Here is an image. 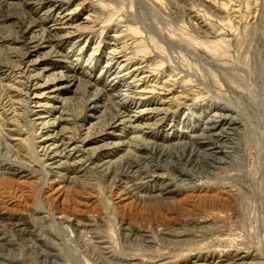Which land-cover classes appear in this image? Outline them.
Wrapping results in <instances>:
<instances>
[{"label": "rangeland", "instance_id": "rangeland-1", "mask_svg": "<svg viewBox=\"0 0 264 264\" xmlns=\"http://www.w3.org/2000/svg\"><path fill=\"white\" fill-rule=\"evenodd\" d=\"M246 68L264 0H0V264H264Z\"/></svg>", "mask_w": 264, "mask_h": 264}, {"label": "bare ground", "instance_id": "bare-ground-1", "mask_svg": "<svg viewBox=\"0 0 264 264\" xmlns=\"http://www.w3.org/2000/svg\"><path fill=\"white\" fill-rule=\"evenodd\" d=\"M197 41V40H196ZM198 42V44H199V46H203L204 47V49L206 50V52H211V53H214V54H218V53H224V48H221V50L219 49V47H222L223 45H221L219 42H210V41H208V42H201V41H197ZM196 53H195V51H194V55H195ZM18 65V64H17ZM18 66H20V65H18ZM246 70L247 71H245V73H246V76H247V79H248V82H247V84L246 85H242V88L243 89H245L246 90V93H247V95H248V97L250 98V102H251V104H255V102H256V105H261L262 103H263V99H262V96H264V95H262V93H261V91L259 90V93H258V95L255 93V91L252 89V87H251V80H250V69L249 68H246ZM29 78V77H28ZM27 78V79H28ZM29 81V80H28ZM33 83V82H32ZM28 84V83H27ZM36 85V84H35ZM34 85V86H35ZM25 86V85H24ZM27 86V85H26ZM29 86H30V84H29ZM32 87V86H31ZM27 88V87H26ZM27 92V91H26ZM219 98V97H218ZM12 99V98H11ZM10 101V100H9ZM230 102V101H229ZM232 104V103H231ZM234 107H235V105L234 104H232ZM12 106V105H11ZM13 108V107H12ZM15 110H16V108H14ZM10 110V109H9ZM16 112V111H15ZM221 113L222 114H225V112L224 111H221ZM258 113V112H257ZM227 114V113H226ZM223 115V118H221V119H225V117L227 116V115ZM259 116L261 115L260 113L258 114ZM7 116V115H6ZM213 117V116H212ZM214 118V117H213ZM217 118V117H216ZM215 119V118H214ZM209 121H210V118H209ZM217 121H218V119H217ZM257 121H259V119L257 120ZM17 122V121H16ZM215 123H217V122H215ZM210 124H212V123H210ZM214 124V123H213ZM1 125V124H0ZM222 125V124H221ZM259 125V124H258ZM211 126V125H210ZM209 126V127H210ZM260 126V125H259ZM261 127V126H260ZM219 128V127H218ZM254 127H252L251 128V130L253 129ZM259 128V127H258ZM262 130V129H261ZM261 130H258V131H261ZM219 131V130H218ZM253 131V130H252ZM264 131V130H263ZM203 132V131H202ZM209 132H212V130L210 129L209 130ZM216 132V131H215ZM221 132V131H220ZM219 132V133H220ZM255 132V131H254ZM200 133H201V131H200ZM208 133V132H207ZM218 133V132H217ZM222 133V132H221ZM249 133H252L253 134V132H249ZM203 134V133H202ZM212 134V133H211ZM223 134V133H222ZM255 134V133H254ZM254 134H253V136H254ZM200 135V134H199ZM208 135V134H207ZM206 135V136H207ZM217 135V134H216ZM251 135V134H250ZM201 136V135H200ZM212 136V135H211ZM210 137V136H209ZM208 137V138H209ZM263 141H264V134H263ZM144 141V140H143ZM214 141V140H213ZM218 141V140H217ZM225 142V141H224ZM256 142V141H255ZM144 143V142H143ZM179 143V142H178ZM177 143V144H178ZM147 144V143H146ZM149 144V143H148ZM179 144H181V143H179ZM264 144V143H263ZM152 145V144H151ZM61 146H64V143H62L61 144ZM180 146V145H179ZM258 146H261V145H258ZM257 146V147H258ZM195 147V146H194ZM256 147V146H255ZM201 148V147H200ZM55 152H58V153H60V154H62L63 152H64V150H63V147L60 149L59 147H56V149L54 150ZM204 152H206L205 150H203ZM256 151V150H255ZM257 152V151H256ZM260 152V151H259ZM202 153V152H201ZM209 153L210 152H208V155H209ZM205 154V153H204ZM203 154V155H204ZM259 154V153H258ZM211 155V154H210ZM256 157V156H255ZM258 169V168H257Z\"/></svg>", "mask_w": 264, "mask_h": 264}]
</instances>
